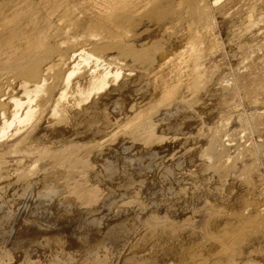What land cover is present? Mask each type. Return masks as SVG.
I'll list each match as a JSON object with an SVG mask.
<instances>
[{
	"label": "bare ground",
	"instance_id": "obj_1",
	"mask_svg": "<svg viewBox=\"0 0 264 264\" xmlns=\"http://www.w3.org/2000/svg\"><path fill=\"white\" fill-rule=\"evenodd\" d=\"M40 234L264 264V0H0V264Z\"/></svg>",
	"mask_w": 264,
	"mask_h": 264
},
{
	"label": "rangeland",
	"instance_id": "obj_2",
	"mask_svg": "<svg viewBox=\"0 0 264 264\" xmlns=\"http://www.w3.org/2000/svg\"><path fill=\"white\" fill-rule=\"evenodd\" d=\"M225 36L227 37V35L225 34ZM205 224H206V222H205V217H204V215H202V219H201V225L202 226H205ZM54 232H56V231H53L52 232V234H50V235H54V234H57V233H59V231H57L56 233H54ZM50 235H48V237H47V239H46V241H45V243H42V244H40L41 242H42V240H43V236L40 234L38 237H37V243L36 244H38V247L39 248H41V249H43V250H49V252L48 253H50L49 254V256L47 257V261H49V262H46V264H56L55 262H58V264H68L69 263V261L66 259L67 257V253L68 252H70V249H71V247H70V245L68 244V243H66V242H62V241H59V240H54L53 242H52V244L53 245H56V246H54L53 248H51L50 246V248L52 249H48V248H46V247H48L47 245H48V243H49V237H50ZM51 242V241H50ZM58 243H59V245H58ZM44 244V245H43ZM62 244H64L63 246H65V245H67L66 247H63V246H61V248H60V245H62ZM45 246V247H44ZM83 247V246H82ZM82 247H80V250H78V251H75L76 253H80V252H84L83 250H82ZM46 248V249H45ZM65 248H66V250H67V252H66V250H65ZM24 250L22 251V249H17L16 251H17V253H16V251L14 250V254H15V256H14V258L11 260V264H26L27 262V260L30 258V257H32V255H35V256H37L36 255V252H34V251H32V250H30L29 248L27 249V247H25V248H23ZM40 249V250H41ZM21 250V251H20ZM42 250V251H43ZM60 250V251H59ZM51 251V252H50ZM57 251L58 252H60V253H57ZM63 251V252H62ZM80 251V252H79ZM19 252H20V254H19ZM23 253V256H22V253ZM66 252V254H64ZM33 253V254H32ZM29 254V255H28ZM54 254V255H53ZM57 254H58V256H57ZM24 255H26V256H24ZM60 255V256H59ZM61 256H63V258H61ZM65 256V257H64ZM16 257V258H15ZM50 257V258H49ZM58 258V260L56 261V259ZM49 258V259H48ZM53 258H54V260H53ZM62 259V260H61ZM23 260H24V262H23ZM65 260H66V262H65ZM51 261V262H50ZM63 261V262H62ZM13 262V263H12ZM26 262V263H25ZM52 262H54V263H52ZM41 264H44V262H42Z\"/></svg>",
	"mask_w": 264,
	"mask_h": 264
}]
</instances>
